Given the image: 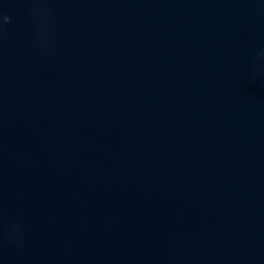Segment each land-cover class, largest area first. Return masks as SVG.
Listing matches in <instances>:
<instances>
[{"label":"water","instance_id":"obj_1","mask_svg":"<svg viewBox=\"0 0 264 264\" xmlns=\"http://www.w3.org/2000/svg\"><path fill=\"white\" fill-rule=\"evenodd\" d=\"M261 49L264 0H0V264H264Z\"/></svg>","mask_w":264,"mask_h":264},{"label":"clouds","instance_id":"obj_2","mask_svg":"<svg viewBox=\"0 0 264 264\" xmlns=\"http://www.w3.org/2000/svg\"><path fill=\"white\" fill-rule=\"evenodd\" d=\"M261 52H264V49H261ZM258 55H259V53H258ZM19 227H20L19 225H14V229L19 228Z\"/></svg>","mask_w":264,"mask_h":264}]
</instances>
